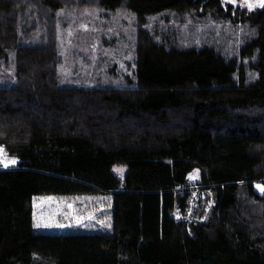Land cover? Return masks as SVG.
I'll list each match as a JSON object with an SVG mask.
<instances>
[{
    "label": "trees",
    "instance_id": "trees-1",
    "mask_svg": "<svg viewBox=\"0 0 264 264\" xmlns=\"http://www.w3.org/2000/svg\"><path fill=\"white\" fill-rule=\"evenodd\" d=\"M66 5L135 12V85L62 84ZM167 10L251 33L231 53L216 35L170 43L145 26ZM11 57L0 144L19 162L0 170V264H264V197L255 190L264 183V6L0 0V60L10 67ZM116 164L128 167L123 176ZM105 193L111 231L35 229L36 194Z\"/></svg>",
    "mask_w": 264,
    "mask_h": 264
},
{
    "label": "rangeland",
    "instance_id": "rangeland-1",
    "mask_svg": "<svg viewBox=\"0 0 264 264\" xmlns=\"http://www.w3.org/2000/svg\"><path fill=\"white\" fill-rule=\"evenodd\" d=\"M245 2V0H233ZM252 6L262 0H247ZM58 13L61 28L59 48L62 62L60 76L64 85H93L127 87L136 84V34L135 12L132 10L111 13L94 7H74L66 5ZM76 8V9H75ZM78 9V10H77ZM78 11L82 16H78ZM145 23L147 29L159 36L164 33L167 41L179 45L193 44L208 37L225 39L220 49L231 53L243 36L251 33L248 26L220 22L225 29L216 27L212 18L199 16L192 18L171 10L150 16ZM59 25V23H58ZM173 36V37H172ZM160 38V37H159ZM2 59V58H0ZM10 67L0 60V84L12 83L14 76L13 58ZM5 67V68H4ZM251 78L255 71H249ZM11 80V81H10ZM4 151V145L0 144ZM18 159L9 157V161ZM120 175L127 171L126 165H114ZM123 169V172L117 171ZM200 178V170L195 169L190 181ZM202 191V190H201ZM211 192V190H209ZM208 190L205 192L210 193ZM111 196L105 194H36L34 196L35 229L45 232L66 230L111 231ZM205 197V196H204ZM204 209H202L203 211ZM39 225V226H37Z\"/></svg>",
    "mask_w": 264,
    "mask_h": 264
},
{
    "label": "built area",
    "instance_id": "built-area-1",
    "mask_svg": "<svg viewBox=\"0 0 264 264\" xmlns=\"http://www.w3.org/2000/svg\"><path fill=\"white\" fill-rule=\"evenodd\" d=\"M8 161H9V159H8L7 153L5 151L0 153V170L14 168V166L12 164L8 163ZM189 182L192 184H195V181H189ZM199 186L200 185H193V187L196 188V189H194L195 194H198L201 191V188ZM195 197L196 196H194V199H195ZM195 207H196L195 203H194V201H192V204L190 205V208H189V210L185 216L188 218H191V219L194 218Z\"/></svg>",
    "mask_w": 264,
    "mask_h": 264
},
{
    "label": "water",
    "instance_id": "water-1",
    "mask_svg": "<svg viewBox=\"0 0 264 264\" xmlns=\"http://www.w3.org/2000/svg\"><path fill=\"white\" fill-rule=\"evenodd\" d=\"M261 4H262V2H261ZM261 189H264V183L259 182V183H257V184L255 185V190H256V192H257L259 195H261V196L264 197V191H261Z\"/></svg>",
    "mask_w": 264,
    "mask_h": 264
},
{
    "label": "snow or ice",
    "instance_id": "snow-or-ice-1",
    "mask_svg": "<svg viewBox=\"0 0 264 264\" xmlns=\"http://www.w3.org/2000/svg\"><path fill=\"white\" fill-rule=\"evenodd\" d=\"M245 2H247V0H245ZM261 6H264V0H262V4H261ZM249 7H251V5L249 4ZM3 152V149H0V153H2ZM8 163H10V164H15L16 163V161L15 160H11V161H8ZM7 166V165H6ZM117 171H119V172H123V169H118ZM261 191H264V189H261ZM37 226H39V225H37Z\"/></svg>",
    "mask_w": 264,
    "mask_h": 264
},
{
    "label": "bare ground",
    "instance_id": "bare-ground-1",
    "mask_svg": "<svg viewBox=\"0 0 264 264\" xmlns=\"http://www.w3.org/2000/svg\"><path fill=\"white\" fill-rule=\"evenodd\" d=\"M34 252V251H33ZM36 252V251H35ZM37 253V255H39L38 254V252H36ZM36 253L34 254V255H36ZM32 254V253H31ZM41 257H42V255H40ZM32 257V255L30 256V258ZM43 258H44V256H43ZM33 260V259H32ZM32 260H29V263L32 261ZM51 260V259H50ZM31 263H33V261L31 262ZM21 264V263H20ZM23 264V263H22ZM24 264H26L25 262H24ZM34 264H35V262H34ZM36 264H37V262H36ZM38 264H40V263H38Z\"/></svg>",
    "mask_w": 264,
    "mask_h": 264
}]
</instances>
